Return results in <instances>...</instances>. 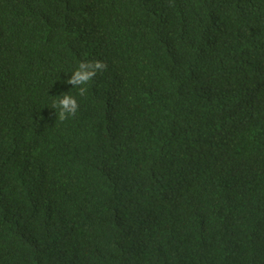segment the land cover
I'll return each instance as SVG.
<instances>
[{
  "label": "trees",
  "instance_id": "16d2710c",
  "mask_svg": "<svg viewBox=\"0 0 264 264\" xmlns=\"http://www.w3.org/2000/svg\"><path fill=\"white\" fill-rule=\"evenodd\" d=\"M0 264H264V0H0Z\"/></svg>",
  "mask_w": 264,
  "mask_h": 264
},
{
  "label": "clouds",
  "instance_id": "9594fccd",
  "mask_svg": "<svg viewBox=\"0 0 264 264\" xmlns=\"http://www.w3.org/2000/svg\"><path fill=\"white\" fill-rule=\"evenodd\" d=\"M106 65L99 61H81L68 77L67 83L76 88L79 95L83 96L87 92V84L93 77L102 71ZM78 102L75 96L65 94L53 102V108L58 109L60 118L66 119L74 116L78 111Z\"/></svg>",
  "mask_w": 264,
  "mask_h": 264
}]
</instances>
